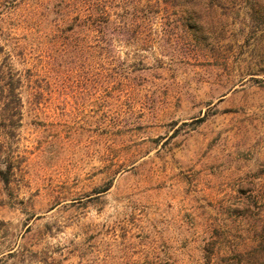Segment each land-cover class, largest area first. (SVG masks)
Here are the masks:
<instances>
[{
    "label": "rangeland",
    "instance_id": "rangeland-1",
    "mask_svg": "<svg viewBox=\"0 0 264 264\" xmlns=\"http://www.w3.org/2000/svg\"><path fill=\"white\" fill-rule=\"evenodd\" d=\"M55 2L0 0V264H264V0H151L102 41Z\"/></svg>",
    "mask_w": 264,
    "mask_h": 264
},
{
    "label": "trees",
    "instance_id": "trees-1",
    "mask_svg": "<svg viewBox=\"0 0 264 264\" xmlns=\"http://www.w3.org/2000/svg\"><path fill=\"white\" fill-rule=\"evenodd\" d=\"M55 1V21L59 23L57 27H61L60 23L63 22L70 30L74 28L87 30L96 37H100L101 41L106 34H114L121 28H128L122 21L133 19L138 12L143 10L142 8H148L147 4L151 2V0ZM156 1L159 2V0ZM192 1L162 0L164 3L173 4H188ZM187 13L195 20L199 10L191 8L187 10ZM9 31L4 26V19L0 15V108L5 112L16 111L19 114L22 106L20 89L23 76L14 67V57L20 56L21 52H16L18 44L12 45L10 42ZM1 125L4 126L3 123Z\"/></svg>",
    "mask_w": 264,
    "mask_h": 264
}]
</instances>
